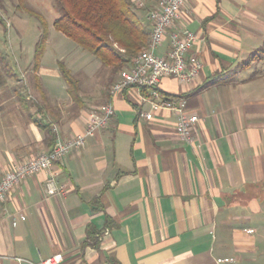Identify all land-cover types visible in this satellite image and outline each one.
<instances>
[{"label":"crops","instance_id":"1","mask_svg":"<svg viewBox=\"0 0 264 264\" xmlns=\"http://www.w3.org/2000/svg\"><path fill=\"white\" fill-rule=\"evenodd\" d=\"M132 1L149 25L157 0ZM185 2L174 26L196 33L190 52L202 66L188 81L163 76L158 87L197 115L192 141L177 133L171 112L144 116L150 103L141 89L112 93L118 75L95 59L94 72L74 75L65 55L55 58L76 79L73 93L58 62L47 67L43 57L38 75L18 76L19 85L0 79V177L49 149L36 119L68 137L84 129L91 109L107 102L114 109L84 145L7 192L0 264L55 253L59 264H216L228 256L236 262L225 264H263L264 56L244 62L264 47V0ZM50 175L63 194L45 192Z\"/></svg>","mask_w":264,"mask_h":264},{"label":"built area","instance_id":"2","mask_svg":"<svg viewBox=\"0 0 264 264\" xmlns=\"http://www.w3.org/2000/svg\"><path fill=\"white\" fill-rule=\"evenodd\" d=\"M186 0H158L155 6L147 12V19L151 23L149 41L147 46L132 56L129 67L124 69L119 77L113 82L111 92H118L127 87H145L148 94H142V98L150 103V110L144 112L148 119L152 112L165 109L175 115L177 133L188 141H192V130L197 121V115L186 110V100L183 97H174L163 94L159 90V80L163 76H171L178 81H188L195 77L202 66L198 57L191 54L190 49L197 40L194 31L180 30L174 23L181 18L182 9ZM138 4V3H137ZM140 5V4H139ZM168 38L167 51L160 55L157 47ZM110 102L93 109L87 115L86 124L81 132L72 136L61 137L56 135L55 142L48 150L37 153L14 164L6 169L0 177V202L5 198L7 192L17 185L25 177L33 176L43 170L49 169L53 163L61 162L64 155L71 149L84 145L86 138L93 135L97 130L108 125L114 109ZM63 184H58L54 175L47 176L44 190L49 194H63ZM251 231V229H250ZM233 256L218 257L216 264L235 263ZM61 255L51 254L33 264H59Z\"/></svg>","mask_w":264,"mask_h":264},{"label":"trees","instance_id":"3","mask_svg":"<svg viewBox=\"0 0 264 264\" xmlns=\"http://www.w3.org/2000/svg\"><path fill=\"white\" fill-rule=\"evenodd\" d=\"M52 1L58 10V15L53 19V27L75 42L82 50L99 59L106 68H110L113 75H118L117 77L122 70L129 67L132 56L148 44L151 23L148 25L138 17L132 0ZM139 6L142 7L143 4ZM4 21L0 14V23L5 25ZM47 36V27L42 21V32L33 46L35 70L39 67ZM259 53L264 54V47L253 51L244 64H248ZM58 64L59 72L66 80L68 89L72 93L75 92L76 79L62 61ZM141 91L143 94H148V89L145 87L141 88ZM35 121L46 133L47 145L51 148L55 142L56 133L49 122H43L41 119Z\"/></svg>","mask_w":264,"mask_h":264},{"label":"rangeland","instance_id":"4","mask_svg":"<svg viewBox=\"0 0 264 264\" xmlns=\"http://www.w3.org/2000/svg\"><path fill=\"white\" fill-rule=\"evenodd\" d=\"M0 14L5 20V25L0 23V78L1 80L7 78L10 85H19L17 79L20 75H38L37 69H34L33 46L42 32V21L46 24L48 34L42 56L45 66L56 67L59 59L55 58H59L60 55H65V60H61L70 65L74 75H82L86 72L89 74L92 70L94 72V64L90 59L93 61L95 59L101 64L99 59L82 50L53 27V19L58 15V10L52 0H0ZM259 56L264 55L259 53L257 57ZM57 66L59 67V64ZM109 69L107 71L111 74ZM60 79L65 83L62 78ZM23 85L22 87L25 88V91L22 89L23 92L33 96L30 88ZM29 100L32 98L30 97ZM262 263L264 264V261Z\"/></svg>","mask_w":264,"mask_h":264}]
</instances>
